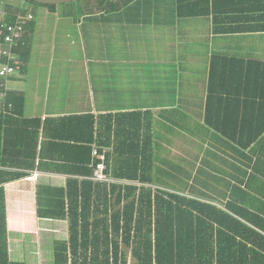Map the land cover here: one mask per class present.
<instances>
[{
	"label": "crops",
	"instance_id": "crops-1",
	"mask_svg": "<svg viewBox=\"0 0 264 264\" xmlns=\"http://www.w3.org/2000/svg\"><path fill=\"white\" fill-rule=\"evenodd\" d=\"M10 4L12 21L33 17L20 36L27 48L15 52L16 41L9 61L0 47V67L17 66L0 76V264H138L131 249L116 256L108 243L106 251L111 237L101 231L81 236L88 186L96 190L90 222L101 214L97 192L106 188L111 213L110 187L127 184L222 209L239 187L245 203L235 206L264 219L261 0H89L63 15L54 4ZM0 11L5 18L4 4ZM44 22L55 61L48 75L40 64L41 87L28 77ZM95 148L109 182L92 179Z\"/></svg>",
	"mask_w": 264,
	"mask_h": 264
},
{
	"label": "trees",
	"instance_id": "trees-1",
	"mask_svg": "<svg viewBox=\"0 0 264 264\" xmlns=\"http://www.w3.org/2000/svg\"><path fill=\"white\" fill-rule=\"evenodd\" d=\"M261 2L257 10L264 12V0ZM13 10L11 4L5 5V21H12L8 14H13ZM208 12L206 9L200 13ZM23 33L24 30L22 36ZM16 44L15 52L27 48L23 45L22 37ZM121 176L144 183L149 181L141 175L140 178L127 173ZM95 192L93 186H88V193L83 194L81 236L89 237L101 231L105 240L111 237V242L104 243L105 250L109 251L108 243H111V251L116 256L122 253L124 246L131 249L132 257L138 264H264V219H256L254 213L248 215L242 212L241 207L238 209L235 206L237 202L245 203V198L238 195L244 192L239 187L232 189L230 202L222 209L152 185H112L109 190L113 194L111 213L107 209L108 192L106 188H101L95 198V213L101 214L90 222ZM101 204H104V209L99 208ZM76 212L71 213L70 217L72 234L79 218ZM1 229L4 230L3 224ZM2 239L3 236L0 237ZM122 259L126 263L124 257ZM117 260V257L114 258V262Z\"/></svg>",
	"mask_w": 264,
	"mask_h": 264
},
{
	"label": "rangeland",
	"instance_id": "rangeland-1",
	"mask_svg": "<svg viewBox=\"0 0 264 264\" xmlns=\"http://www.w3.org/2000/svg\"><path fill=\"white\" fill-rule=\"evenodd\" d=\"M87 1L89 0H78L75 2H69V3H62V4H58L57 6H55V9H58L57 12H59L61 15H63L64 13L68 12V11H74L76 10V12H78L79 10L83 9V7H85V3H87ZM12 2V0H3V4H10ZM35 5H38V7H43L42 4L39 3H34ZM0 4V6H2ZM39 16H37L36 18H38ZM63 17V16H61ZM61 24V22H60ZM36 31L38 32L35 37H34V41H33V48H32V53L29 56V60L31 61V67L30 68V75L28 77V80H30V84L34 83L36 81H39L41 83V87L42 85V78L44 77V69H41L39 74L38 70L40 69V64H44L43 67H47L46 73L48 75V71L50 68V63L55 61V58H53V49H52V36L51 35V46L50 44H47L45 42V40L49 39L50 34H51V30L49 27H46V22H44V24L39 27V29H36ZM59 34H56V40H55V44L56 47H58V43L59 41ZM65 44L68 47H72L71 45V37L70 34L65 36ZM62 53H64L65 56H70V52L69 51H62ZM53 59V60H52ZM46 83V82H43ZM123 251L126 252L128 249H126L124 246L122 247Z\"/></svg>",
	"mask_w": 264,
	"mask_h": 264
},
{
	"label": "built area",
	"instance_id": "built-area-1",
	"mask_svg": "<svg viewBox=\"0 0 264 264\" xmlns=\"http://www.w3.org/2000/svg\"><path fill=\"white\" fill-rule=\"evenodd\" d=\"M32 17L33 15L31 13L17 14L13 21L8 22L4 20V15L0 11V47L4 44L6 45V48L1 49V53L7 60L10 61L12 59L11 48L20 38L27 21ZM16 68V65L5 62L0 67V76H7L13 73ZM93 155L96 156L99 161H97L94 166L92 179L100 182H109L110 179L105 172L106 165L104 164V156L101 155L96 148L93 149Z\"/></svg>",
	"mask_w": 264,
	"mask_h": 264
},
{
	"label": "water",
	"instance_id": "water-1",
	"mask_svg": "<svg viewBox=\"0 0 264 264\" xmlns=\"http://www.w3.org/2000/svg\"><path fill=\"white\" fill-rule=\"evenodd\" d=\"M35 2H39L42 4H54V5H58V4H62V3H69V2H75L78 0H33Z\"/></svg>",
	"mask_w": 264,
	"mask_h": 264
}]
</instances>
